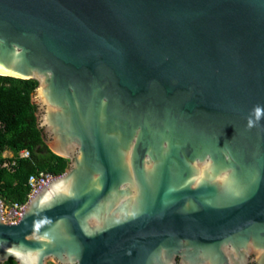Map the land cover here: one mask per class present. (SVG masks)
<instances>
[{
  "label": "water",
  "instance_id": "1",
  "mask_svg": "<svg viewBox=\"0 0 264 264\" xmlns=\"http://www.w3.org/2000/svg\"><path fill=\"white\" fill-rule=\"evenodd\" d=\"M0 76L68 160L0 263L264 264V0H0Z\"/></svg>",
  "mask_w": 264,
  "mask_h": 264
},
{
  "label": "trees",
  "instance_id": "2",
  "mask_svg": "<svg viewBox=\"0 0 264 264\" xmlns=\"http://www.w3.org/2000/svg\"><path fill=\"white\" fill-rule=\"evenodd\" d=\"M37 85L35 80L0 76V200L4 204L27 201L30 175L42 171L59 176L68 167L67 159L48 149L38 126L37 107L31 101ZM7 151L11 158L4 156ZM21 151H27L28 157H20Z\"/></svg>",
  "mask_w": 264,
  "mask_h": 264
},
{
  "label": "built area",
  "instance_id": "3",
  "mask_svg": "<svg viewBox=\"0 0 264 264\" xmlns=\"http://www.w3.org/2000/svg\"><path fill=\"white\" fill-rule=\"evenodd\" d=\"M28 152L27 151H21L19 153V156L22 158L28 157ZM5 156V155H4ZM7 158L12 157L11 155L5 156ZM8 163H5L4 166H7ZM56 176H53L49 173H44V172H38L36 174H32L29 176L27 185L29 187V193L27 195V201L32 198L34 195L37 194V192L43 188L47 183L52 181ZM27 201L23 204L19 203H14V204H4L1 201V212H2V218L5 219L8 223H17L24 211L25 205Z\"/></svg>",
  "mask_w": 264,
  "mask_h": 264
},
{
  "label": "flooded vegetation",
  "instance_id": "4",
  "mask_svg": "<svg viewBox=\"0 0 264 264\" xmlns=\"http://www.w3.org/2000/svg\"><path fill=\"white\" fill-rule=\"evenodd\" d=\"M1 262V261H0ZM2 262H4V263H0V264H5V263H7V262H15L16 263V261L14 260V259H12V258H8V259H6V260H4V261H2ZM47 262H52V263H48V264H55V262L54 261H47ZM17 264V263H16ZM176 264H178V263H176Z\"/></svg>",
  "mask_w": 264,
  "mask_h": 264
},
{
  "label": "rangeland",
  "instance_id": "5",
  "mask_svg": "<svg viewBox=\"0 0 264 264\" xmlns=\"http://www.w3.org/2000/svg\"><path fill=\"white\" fill-rule=\"evenodd\" d=\"M4 155L9 157L11 155V152L7 151L4 153Z\"/></svg>",
  "mask_w": 264,
  "mask_h": 264
},
{
  "label": "clouds",
  "instance_id": "6",
  "mask_svg": "<svg viewBox=\"0 0 264 264\" xmlns=\"http://www.w3.org/2000/svg\"><path fill=\"white\" fill-rule=\"evenodd\" d=\"M257 111H259V110H257Z\"/></svg>",
  "mask_w": 264,
  "mask_h": 264
}]
</instances>
